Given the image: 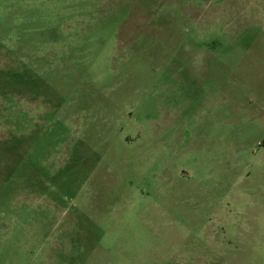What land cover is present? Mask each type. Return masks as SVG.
Instances as JSON below:
<instances>
[{
  "label": "rangeland",
  "instance_id": "obj_1",
  "mask_svg": "<svg viewBox=\"0 0 264 264\" xmlns=\"http://www.w3.org/2000/svg\"><path fill=\"white\" fill-rule=\"evenodd\" d=\"M0 264H264V0H0Z\"/></svg>",
  "mask_w": 264,
  "mask_h": 264
}]
</instances>
